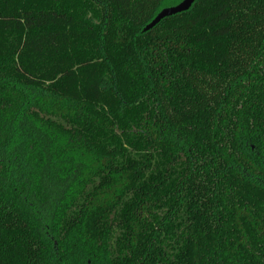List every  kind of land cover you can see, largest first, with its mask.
<instances>
[{
    "label": "trees",
    "instance_id": "16d2710c",
    "mask_svg": "<svg viewBox=\"0 0 264 264\" xmlns=\"http://www.w3.org/2000/svg\"><path fill=\"white\" fill-rule=\"evenodd\" d=\"M168 1L0 0V264H264V0Z\"/></svg>",
    "mask_w": 264,
    "mask_h": 264
},
{
    "label": "water",
    "instance_id": "95a60500",
    "mask_svg": "<svg viewBox=\"0 0 264 264\" xmlns=\"http://www.w3.org/2000/svg\"><path fill=\"white\" fill-rule=\"evenodd\" d=\"M197 0H181L177 4L162 8L157 15L143 28L142 32L153 29L163 19L188 11Z\"/></svg>",
    "mask_w": 264,
    "mask_h": 264
},
{
    "label": "rangeland",
    "instance_id": "374dc122",
    "mask_svg": "<svg viewBox=\"0 0 264 264\" xmlns=\"http://www.w3.org/2000/svg\"><path fill=\"white\" fill-rule=\"evenodd\" d=\"M177 4V2L175 0H171V1H168L166 4H165V7H169V6H173Z\"/></svg>",
    "mask_w": 264,
    "mask_h": 264
}]
</instances>
